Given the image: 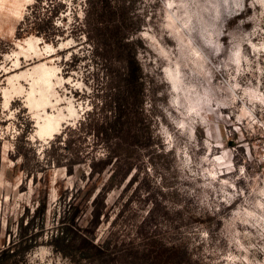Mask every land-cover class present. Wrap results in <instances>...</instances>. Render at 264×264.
I'll return each instance as SVG.
<instances>
[{
    "label": "rangeland",
    "instance_id": "374dc122",
    "mask_svg": "<svg viewBox=\"0 0 264 264\" xmlns=\"http://www.w3.org/2000/svg\"><path fill=\"white\" fill-rule=\"evenodd\" d=\"M53 2L58 11L39 27L35 14ZM112 12L119 44L105 35ZM128 54L140 65L158 143L135 159L132 180L105 194L95 241L114 233V264H146L172 243L190 264H264V0H0V247L13 240L26 264H73L70 241L108 174L85 182L84 164L74 175L44 165L47 147L121 94ZM91 142L90 134L86 149ZM21 161L35 179L13 172ZM42 199L40 234L10 237Z\"/></svg>",
    "mask_w": 264,
    "mask_h": 264
},
{
    "label": "trees",
    "instance_id": "16d2710c",
    "mask_svg": "<svg viewBox=\"0 0 264 264\" xmlns=\"http://www.w3.org/2000/svg\"><path fill=\"white\" fill-rule=\"evenodd\" d=\"M48 7V6H47ZM48 9V10H47ZM49 13H48V12ZM58 11V4L37 12V25L47 27L53 14ZM105 23V35L109 43H120V23L112 12ZM121 94L109 99L101 114L96 111L88 113L74 125H66L53 140L50 141L47 152L48 158L44 165L53 164L63 167L66 174L74 175L75 166L84 164L86 170L80 172L79 178L85 182L97 176L108 174L100 187L90 199V218L87 224L76 232L70 241L69 258L73 264H114L117 263L116 254L119 249L113 243L114 233L109 232L101 241L94 239L93 232L100 223L101 217L107 215L105 194L119 187L125 180H132V168L135 159L141 151H152L158 143L157 134L152 130L153 110L144 112L141 78V68L135 56H125V72L122 79ZM153 108V107H152ZM98 113V114H97ZM64 134V135H63ZM92 136L91 149L85 148L84 142L88 135ZM88 145V144H87ZM100 147L101 154L95 150ZM162 151V147H159ZM25 161L14 163V173L27 170V176L36 178V172L29 169ZM7 176L12 173L7 170ZM80 185L77 190L84 189ZM46 201L39 200L29 213L26 210L18 218L17 232L8 230L9 236H18L28 241L34 240L42 227ZM26 218V219H25ZM10 240L4 247H0V264H26L25 248L15 250ZM146 264H190L186 250L178 243L161 244L146 260Z\"/></svg>",
    "mask_w": 264,
    "mask_h": 264
},
{
    "label": "bare ground",
    "instance_id": "6f19581e",
    "mask_svg": "<svg viewBox=\"0 0 264 264\" xmlns=\"http://www.w3.org/2000/svg\"><path fill=\"white\" fill-rule=\"evenodd\" d=\"M31 39H32V37H28V38H25L24 39V42H27V41H31ZM33 41V40H32ZM31 41V42H32ZM28 44V43H27ZM17 45V44H16ZM39 64H42V62H39ZM39 64H37V65H39ZM45 65V64H44ZM42 67V66H41ZM46 67V66H45ZM39 69V68H38ZM52 69V68H51ZM28 70V69H27ZM39 71H40V69H39ZM54 71V70H53ZM44 72V71H43ZM51 72V71H50ZM55 72V71H54ZM23 73V72H22ZM21 73V74H22ZM37 73V72H36ZM53 73V72H52ZM50 74V73H49ZM24 77V76H23ZM17 78H19L18 77V75H17ZM25 78V77H24ZM49 78V77H48ZM30 79V78H29ZM45 80V79H44ZM46 81H48V80H46ZM50 82V81H49ZM36 83H40L39 82V78L38 77H36V78H32V82L31 83H29L30 84V90L26 93L27 94V96H26V103H27V106L29 107V110H31V109H33V108H35V107H37V102H38V98L36 97V95H37V93H36V90H35V88H34V84H36ZM45 83V82H44ZM47 84H48V82H47ZM39 85V84H38ZM19 86V85H18ZM18 88V87H17ZM20 88V87H19ZM18 88V89H19ZM21 89V88H20ZM20 89H19V91H20ZM23 89V88H22ZM41 90V89H40ZM18 91V92H19ZM39 91V90H38ZM21 93H22V91H20ZM35 93H36V95H35ZM40 95V94H39ZM46 96V95H45ZM45 96H43V97H45ZM4 103H8V99L6 98L5 100H4ZM46 104H47V101H46ZM41 107V106H40ZM39 107V108H40ZM34 110V109H33ZM37 110H39V109H37ZM47 117H48V115H46ZM45 116V118H47ZM49 117H50V115H49ZM44 122V121H43ZM38 125H39V123H38ZM42 125V124H41ZM45 125V129H49L50 128V122H47L46 124H44ZM44 125H42V127L44 126ZM40 126V125H39ZM41 127V126H40ZM39 127V128H40ZM41 127V128H42ZM44 129V130H45ZM43 130V129H42ZM43 130V131H44ZM56 131V130H55ZM47 132H49V131H47ZM43 133V132H42Z\"/></svg>",
    "mask_w": 264,
    "mask_h": 264
},
{
    "label": "water",
    "instance_id": "95a60500",
    "mask_svg": "<svg viewBox=\"0 0 264 264\" xmlns=\"http://www.w3.org/2000/svg\"><path fill=\"white\" fill-rule=\"evenodd\" d=\"M171 80H172V82H175V77H174V74H173V72H172V74H171Z\"/></svg>",
    "mask_w": 264,
    "mask_h": 264
}]
</instances>
